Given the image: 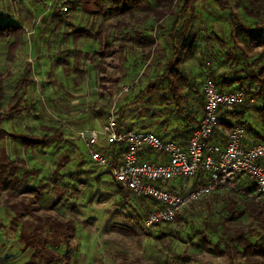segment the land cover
<instances>
[{"label":"rangeland","instance_id":"rangeland-1","mask_svg":"<svg viewBox=\"0 0 264 264\" xmlns=\"http://www.w3.org/2000/svg\"><path fill=\"white\" fill-rule=\"evenodd\" d=\"M65 1L0 0V12L3 17L21 24L26 29L15 62L8 59L7 40L0 42V71L4 75H11L6 81L8 99L12 97L15 81L19 79L27 63L34 66L35 78V84L31 85L23 95L24 105L28 107L23 112L24 118L22 120L16 118L3 125V131L7 135L0 137V152L1 149H5L10 159L20 166L19 173L40 170L38 176H33L31 180L32 184L43 185L53 184L56 181L58 178L56 170L63 161L62 157L70 154L72 158L65 170H59L60 173H64V182L69 181L71 177L74 190L72 189L69 200L55 210H50L53 194L41 197L36 204L40 209L35 216L43 221L51 216L59 220L72 219L77 225L70 251L65 249V245L54 248L51 244H47L49 254L58 253L61 255L60 258L69 256V264H181L183 262L228 264L227 257L215 253V243L221 239L223 230L219 229V233L207 231L211 236V245L204 244L199 238V230H206V221L215 225L227 216L224 202L213 199V196L207 197L203 202L179 212L183 217L182 220L175 218L173 223L158 225L149 230L144 227L143 214L146 209L142 203L129 196L131 204L122 207V198L117 191V185L113 182V176L108 173L103 174V170H99L100 168L89 162L86 146L79 133L86 129H97L96 131L101 132L108 119V115L103 113L111 110L115 98L121 95L118 91L131 83H136L133 88L135 93L126 92L118 100L119 102L115 103L117 104L115 109L132 100L133 96L145 88L149 78L157 72L154 65L158 59L152 61L153 64L145 70L147 77L136 82V79L134 80L136 77L127 76L119 89L112 90L113 98L109 97L106 91L104 92L106 97L102 98L100 81L103 77L110 79L112 83L116 78H123L127 72L132 73L133 65L138 58L135 56L137 55L135 51L140 49L135 45L137 38L133 37L129 41L133 50L129 51L126 59L120 53L108 58L105 64L107 72L102 74L97 68L100 57L96 53L108 39L110 43H116L113 40L116 34L123 38L125 30L116 32L113 24L104 21L95 13L93 7L87 9V0H73L76 1L74 7L70 6V10L63 15H56V7L65 6ZM229 1L238 16L244 19L245 15L240 8L243 0ZM151 3L154 6L155 0H151ZM193 9L181 22L180 32L185 37L189 33L190 26L193 25L199 37V47L195 50L193 60L185 65L187 72L197 83L202 86L209 69H216L218 74L228 71L226 65L221 66L223 61H226L228 51L239 57L247 53L249 63L255 66L254 69L264 64V57H260L261 53L264 54V47L254 48L250 40L247 42L237 40L234 41L235 43L231 40L232 24L229 11L219 8L214 0H208L206 3L198 0ZM153 19L151 9L137 14L132 19L128 18L131 21L128 32L132 33L134 27L144 32L146 27L152 26ZM169 22L164 24L168 26ZM137 24H141L142 27ZM212 32L221 38V42L215 40L211 35ZM182 36H178L177 40L181 41ZM240 39L243 37L241 36ZM236 45L238 49L234 47ZM168 49L167 47L165 55H168ZM163 61H166L165 57ZM241 67L242 65L237 69ZM231 75L235 76L234 72H231ZM244 75L245 73H241L239 76ZM145 99L148 98L144 97L142 100ZM200 99L199 94L191 95L188 105L183 103V106L189 111L191 108L196 110L200 107ZM146 101L148 102L145 104H132L129 108V122L135 121L142 115L150 126L147 129L136 128L137 130H152L160 134L165 132L171 139L175 134L173 131L175 128L184 127V119L177 107L166 105L163 99L156 97H153L152 101ZM2 108L4 113L8 112L9 104ZM146 110L150 111L149 115L154 113L156 116L148 118ZM164 120L169 123L163 129ZM251 121L255 124L253 120ZM60 125L64 126L63 132L67 143L45 149H26L21 142L10 136L11 133L40 135L47 132L48 127ZM78 163L86 172L83 170L78 172L76 168ZM181 184L184 187L186 181ZM12 193L10 189L1 185L0 264L31 262L45 264L39 256L33 258L35 251L31 248L26 249L25 243L20 238L23 231L32 234L39 220L32 215H24L21 220L17 219L18 221L13 220L15 214L10 208V205L21 201L29 204L30 196L19 192ZM124 210L125 213L135 215L136 220L126 218L122 213ZM251 222L252 220L247 217H240L228 224L227 228L231 231L237 227L246 229ZM48 230L49 228H45V236ZM64 260H60L61 263L58 264H63ZM261 262L264 264V258Z\"/></svg>","mask_w":264,"mask_h":264},{"label":"trees","instance_id":"trees-1","mask_svg":"<svg viewBox=\"0 0 264 264\" xmlns=\"http://www.w3.org/2000/svg\"><path fill=\"white\" fill-rule=\"evenodd\" d=\"M197 1L198 0H155V5L153 6L151 0H87V9L93 7L96 10L95 13L100 15L104 21L113 24L112 26L116 32H123L125 30V36L123 38L116 34L113 38L116 43H110L108 39V41L103 43L101 50L96 53V55L100 57L99 62L97 63V68L102 74L107 72L105 64L109 57L116 53H120L124 56V59L127 58L129 51L133 50L129 44V41L132 40L133 37L137 38L135 45L140 48L139 50L134 48L137 53L135 56L138 58L135 65H133L132 73L127 72L123 78H116L112 83L108 78L103 77L101 79L100 83L103 91L101 93L102 98L106 97L104 93L105 91L109 93V97L113 98L112 96L114 93L112 90L114 88L119 89L127 76L136 77L134 78V80L136 79V82L140 81L141 78L144 79L147 77L145 76V70L148 66L153 64L151 63L152 61L158 59L154 65L157 72L149 78L145 88L141 89L136 96H133L132 100L130 99L129 102L120 105L118 109H115V117L118 121L119 130L124 131L131 129L135 130L136 128H150L142 115L135 121L129 122V108L132 104H145L148 102L146 100L152 101V98L156 97L157 99H163V102L166 105L177 107L185 122L182 129L175 128L173 130L175 134L174 136L172 135L171 139H169V136L165 132L164 134H156L162 139L176 141L184 146L187 141L186 139H188L191 132L200 123L202 115L199 112L203 114L204 111L202 89L203 84L207 79L214 80L218 85L217 87L222 91L242 89L245 90L248 95V100L244 104L238 106L234 112L221 114L219 126H221L222 131H230L234 122L243 126L247 130L246 126L248 122L246 121L245 111L248 110V104H250L252 100L257 101L260 104L256 108L264 126V64H261L257 69H254L255 66H253L252 63H249V55H247V53H243L242 57H239L238 55L233 54L232 51H228L226 54V61H223V65H221H226L229 68L228 71H226V73L222 72V74H218L216 69L212 67L214 70L209 69V74L207 73V77L202 86L187 72L185 65L193 60L195 50L199 47V37L196 35L195 26L193 25L190 26L188 30L189 33L188 35H185V37L182 36L183 34L180 32V29L181 22L184 21L190 10H194L193 8ZM202 1L206 3L208 0ZM214 1L219 5V8L229 11L232 24L230 38L233 42H236L237 40L247 42V40H250V44H254V48L264 47V0L241 1L240 8H242L245 15L244 19H241L238 16L234 8H232L233 6L229 0ZM64 4L65 6L63 7H56V15L60 16L61 14H65L70 10V6L74 7L73 5L76 4V1L66 0ZM148 9H151L154 17L152 26H150V28L146 27L144 32H140V30L134 27L132 28L133 32L129 33L128 28L131 21H129L128 18L132 19L136 17L137 14H141ZM168 21H170V25L166 26L167 24L164 23H168ZM137 25L142 27L141 24ZM25 34L26 29H24L21 24L11 22L6 17H3L0 12V42L7 40V56L10 61H16L17 51L23 42ZM211 35L215 37V40H220L221 42V38H219L215 32H212ZM178 36H182L181 41L177 40ZM241 36L243 39H240ZM162 41L166 44L165 48L162 46ZM167 43L169 49L168 55H165L164 53L167 49ZM237 46L238 45L234 47L238 49L239 47ZM163 57H165L166 61H163ZM260 57L263 58L264 54L261 53ZM240 65H242V67L237 69ZM143 66H145V70L140 75V69ZM33 67L34 66L31 63L25 65L19 79L15 81L14 92L10 99H8V96L6 95V81L11 78V75H4V73L0 71V137L7 135L3 131V125L6 122H10L16 118L22 120L25 116L23 112L28 109V107L27 105H24L25 99L23 95L31 85L35 84ZM231 72H234L235 76H232ZM241 73H245V75L239 76ZM135 84L136 83L134 82L128 85V87H130L128 92L131 91V93H135V90L133 89ZM141 84L142 82H140V85ZM121 91L122 90H119L118 94L121 93ZM125 94L126 93L121 94L119 100ZM197 94L201 97L200 107H197L196 110L191 108L189 111L183 106V103L188 105L189 97ZM144 97H147L148 99H145V101L142 100ZM6 104H9V110L4 113L2 107ZM100 104L102 106L104 105L103 102ZM109 113L110 111L104 112L103 114L109 115ZM146 113L148 118H154L156 116L154 113L149 115V110H146ZM168 123L167 120H164L162 123L163 129L164 127H167ZM63 131L64 126L60 125L59 127H48L47 132L41 133L40 135L32 133H11L10 136L16 141L21 142L22 146L26 149H45L57 144L67 143ZM223 138L224 135L222 134V137L216 135L214 139L217 141H223ZM261 142L264 144V136L261 141H257V143ZM105 151L112 167H116L118 161L126 152V148L121 145H111L106 148ZM70 157V154H66L62 157L63 161L62 163H59L58 169L56 170L58 177L56 181L53 184L44 183L43 185L42 183L32 184L31 180L33 176H38L40 170L19 173L20 166L10 159L5 149H1L0 152V187L2 185L3 188L10 189L11 192H13L12 194L19 192L20 194L30 196L28 199L30 202L29 204L26 201H21L10 205V208L15 214L13 220H21L24 215H32L39 220L38 223H36L37 225L32 234L29 235L27 232L23 231L20 238L25 243L26 249L31 248L35 251V253H33V258L39 256L45 264H58L61 263L60 260L62 259H65L63 264H69V256L60 258L61 255L58 253L52 252L49 254L47 244H51L54 248H59L62 245H65V249L70 251L71 243L74 240L77 231V225L72 219L59 220L49 216L43 221V219L35 216L37 210L40 209L36 204L41 197L50 194L54 195V199L50 204V210L58 209V207L69 200L72 194V189L74 190V186L70 181L71 177H69V181L64 182V173H60L59 170L63 171L68 167V164L72 161V158ZM89 162L100 168L99 170H103V174L108 173L113 176V171L110 167H100L90 158ZM76 168L78 169V172H82V170L83 172H86L83 166L79 163ZM70 172L71 171L69 170V173ZM98 177H100V175H98ZM194 179L195 185L198 184L199 180H203L201 179V176ZM113 182L117 185V191L122 198V207L131 204L129 199L130 196L139 200L143 207H145L146 211H144L143 214L144 219L154 209L153 202H148L146 199L137 197L131 192L125 191L117 182H115V179ZM188 182L189 179H186V183ZM254 188V185H249L243 191H220L213 192V194L210 195L213 196V199L224 202V210L226 211L227 216H225L219 224L216 223L215 225L212 222L206 221V230H199V238L204 244L211 245V236L207 231L219 233V229L223 230L221 233V239L215 243V253H218V256L227 257L228 264H262L261 259L264 258V198L252 199L251 194L252 192L254 193ZM205 199L206 198H202L201 201H195L190 204V206H194V204L199 202L201 203ZM122 213L126 218H130L134 221L136 220L135 215L125 213V210ZM240 217L251 219L252 222L250 226L246 229L243 227H237L233 231L228 230V224ZM176 219L180 221L183 217L179 213ZM45 228H49L46 236L44 235ZM208 248L209 251H211L209 246ZM45 253L46 255H44ZM238 258L240 259L238 260ZM184 261L186 260L184 259ZM27 264L36 263L31 262ZM181 264L185 263L183 262Z\"/></svg>","mask_w":264,"mask_h":264},{"label":"built area","instance_id":"built-area-1","mask_svg":"<svg viewBox=\"0 0 264 264\" xmlns=\"http://www.w3.org/2000/svg\"><path fill=\"white\" fill-rule=\"evenodd\" d=\"M217 86L212 79L204 82V111L184 146L162 139L152 130H119L115 117L119 95L101 132L88 129L79 133L95 164L110 167L115 182L125 191L154 203L143 219L146 229L173 223L179 212L213 192L243 191L254 185L252 199L264 198V144L247 146L246 129L236 122L228 132L219 126L221 114L234 112L248 95L242 89L222 91ZM129 89L123 87L121 94ZM222 134L223 141L214 139ZM111 145L126 148L116 167L105 151ZM200 176L203 180L195 185L194 178ZM186 179L189 182L183 187Z\"/></svg>","mask_w":264,"mask_h":264},{"label":"crops","instance_id":"crops-1","mask_svg":"<svg viewBox=\"0 0 264 264\" xmlns=\"http://www.w3.org/2000/svg\"><path fill=\"white\" fill-rule=\"evenodd\" d=\"M162 46L164 48L166 47V44L163 41H162ZM143 67L141 68L142 70L140 69V72H143L145 70V67L144 68ZM258 105L260 104L257 101L252 100V102L248 104V110L245 111L246 112L245 117L248 124L246 126L247 130L244 138H245V144L250 147L252 145L259 144L257 143V141L258 140L261 141L262 137L264 136V126L260 120L259 112L256 108ZM251 120H253L255 124ZM260 125H262V127Z\"/></svg>","mask_w":264,"mask_h":264},{"label":"water","instance_id":"water-1","mask_svg":"<svg viewBox=\"0 0 264 264\" xmlns=\"http://www.w3.org/2000/svg\"><path fill=\"white\" fill-rule=\"evenodd\" d=\"M88 136V135H87Z\"/></svg>","mask_w":264,"mask_h":264}]
</instances>
